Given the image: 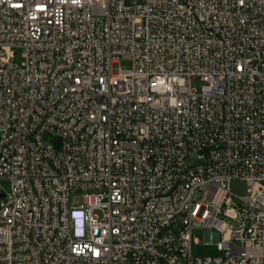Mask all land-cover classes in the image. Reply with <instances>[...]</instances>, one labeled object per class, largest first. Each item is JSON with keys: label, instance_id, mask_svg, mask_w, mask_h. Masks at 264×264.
Wrapping results in <instances>:
<instances>
[{"label": "built area", "instance_id": "1", "mask_svg": "<svg viewBox=\"0 0 264 264\" xmlns=\"http://www.w3.org/2000/svg\"><path fill=\"white\" fill-rule=\"evenodd\" d=\"M1 181L0 264H264V0H0Z\"/></svg>", "mask_w": 264, "mask_h": 264}, {"label": "rangeland", "instance_id": "2", "mask_svg": "<svg viewBox=\"0 0 264 264\" xmlns=\"http://www.w3.org/2000/svg\"><path fill=\"white\" fill-rule=\"evenodd\" d=\"M14 60L17 63H20L21 58V51L20 49H16L14 51ZM119 67L122 69H126L129 67V61L122 60L119 63ZM204 82L199 80L198 78H194L191 80V86L196 91L201 90V86ZM1 187L6 191L8 189V183L6 181L0 182ZM230 189L232 193H234L236 196L233 197L234 204H242L243 201L240 200L237 196L243 197L246 194V182L241 179H233L230 182ZM99 213V212H96ZM218 230L215 227L212 228H204L200 226H196L192 229V237L197 238L198 241H195L192 239L191 242V252L194 255H214V254H220L221 250L217 248V242L215 238H208V233H216ZM220 233L217 236V239H220Z\"/></svg>", "mask_w": 264, "mask_h": 264}, {"label": "water", "instance_id": "3", "mask_svg": "<svg viewBox=\"0 0 264 264\" xmlns=\"http://www.w3.org/2000/svg\"><path fill=\"white\" fill-rule=\"evenodd\" d=\"M3 195H4V192H3V190L0 187V197H2Z\"/></svg>", "mask_w": 264, "mask_h": 264}]
</instances>
